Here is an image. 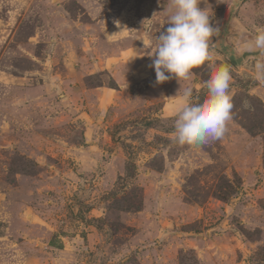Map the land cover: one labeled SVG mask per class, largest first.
Listing matches in <instances>:
<instances>
[{"label": "rangeland", "instance_id": "obj_1", "mask_svg": "<svg viewBox=\"0 0 264 264\" xmlns=\"http://www.w3.org/2000/svg\"><path fill=\"white\" fill-rule=\"evenodd\" d=\"M166 2L0 0V264H264V81L227 55L264 0L200 4L219 34L181 83L202 102L227 66L234 105L202 146L174 142L180 85L147 55Z\"/></svg>", "mask_w": 264, "mask_h": 264}, {"label": "clouds", "instance_id": "obj_2", "mask_svg": "<svg viewBox=\"0 0 264 264\" xmlns=\"http://www.w3.org/2000/svg\"><path fill=\"white\" fill-rule=\"evenodd\" d=\"M202 2L206 0H167L162 13L167 17L168 27L155 38L154 47L147 53L152 58L150 67L155 70L156 84L176 79L180 85L175 96L180 103L172 133L174 142L180 145L202 146L222 139L234 107L230 94L232 76L227 66L211 71L210 78L204 82L208 91L202 102H194L193 88L181 83L188 81L195 69L211 59L210 41L219 34L218 25L211 22L209 8H200ZM114 23L121 28L118 20ZM124 29L107 36L118 35ZM241 53H258L254 64L256 79L264 81V28L257 29L251 39L239 46L237 55ZM243 59L248 56L243 55Z\"/></svg>", "mask_w": 264, "mask_h": 264}, {"label": "water", "instance_id": "obj_3", "mask_svg": "<svg viewBox=\"0 0 264 264\" xmlns=\"http://www.w3.org/2000/svg\"><path fill=\"white\" fill-rule=\"evenodd\" d=\"M242 1H243V0H236V3L239 4V3H241ZM234 8H235V6H233V7L231 8V10H233ZM230 14H231V11L228 12V17L230 16ZM221 39H222V37H221ZM220 49L224 51V48L220 47ZM227 55H228V58H229L230 60H232V61L235 63L236 66H240V65L243 64L246 60H248V59H250V58H256V56L258 55V53H245V54L241 53V55H237V51H235L234 49H230V50L228 51ZM243 55H244L245 57L248 56V59H243Z\"/></svg>", "mask_w": 264, "mask_h": 264}, {"label": "crops", "instance_id": "obj_4", "mask_svg": "<svg viewBox=\"0 0 264 264\" xmlns=\"http://www.w3.org/2000/svg\"><path fill=\"white\" fill-rule=\"evenodd\" d=\"M110 61V60H109ZM113 61V60H112ZM111 62V61H110ZM111 64H114V63H111Z\"/></svg>", "mask_w": 264, "mask_h": 264}]
</instances>
